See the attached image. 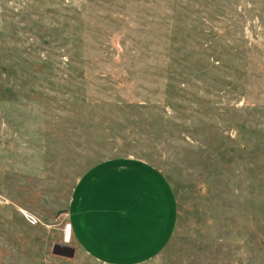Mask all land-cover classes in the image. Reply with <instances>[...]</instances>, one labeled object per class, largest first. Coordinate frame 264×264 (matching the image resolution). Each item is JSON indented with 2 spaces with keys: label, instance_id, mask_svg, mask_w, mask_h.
<instances>
[{
  "label": "rangeland",
  "instance_id": "374dc122",
  "mask_svg": "<svg viewBox=\"0 0 264 264\" xmlns=\"http://www.w3.org/2000/svg\"><path fill=\"white\" fill-rule=\"evenodd\" d=\"M126 160L175 211L131 264H264V0H0V264H117L70 213Z\"/></svg>",
  "mask_w": 264,
  "mask_h": 264
},
{
  "label": "crops",
  "instance_id": "0c3cea01",
  "mask_svg": "<svg viewBox=\"0 0 264 264\" xmlns=\"http://www.w3.org/2000/svg\"><path fill=\"white\" fill-rule=\"evenodd\" d=\"M160 173L135 162H110L82 180L71 206L77 244L99 260L142 261L158 252L171 234L175 211Z\"/></svg>",
  "mask_w": 264,
  "mask_h": 264
},
{
  "label": "water",
  "instance_id": "95a60500",
  "mask_svg": "<svg viewBox=\"0 0 264 264\" xmlns=\"http://www.w3.org/2000/svg\"><path fill=\"white\" fill-rule=\"evenodd\" d=\"M51 252L56 255L72 257L74 253V249L72 246L64 244V243H54L52 245Z\"/></svg>",
  "mask_w": 264,
  "mask_h": 264
},
{
  "label": "built area",
  "instance_id": "2783aa9c",
  "mask_svg": "<svg viewBox=\"0 0 264 264\" xmlns=\"http://www.w3.org/2000/svg\"><path fill=\"white\" fill-rule=\"evenodd\" d=\"M70 230V225L67 226V229H66V235H65V240L67 241L69 239V236H68V231Z\"/></svg>",
  "mask_w": 264,
  "mask_h": 264
},
{
  "label": "bare ground",
  "instance_id": "6f19581e",
  "mask_svg": "<svg viewBox=\"0 0 264 264\" xmlns=\"http://www.w3.org/2000/svg\"><path fill=\"white\" fill-rule=\"evenodd\" d=\"M68 236L70 237V230L68 231ZM68 241H69V239H68Z\"/></svg>",
  "mask_w": 264,
  "mask_h": 264
}]
</instances>
